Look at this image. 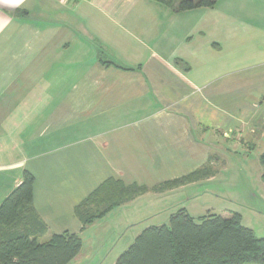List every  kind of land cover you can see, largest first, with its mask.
I'll use <instances>...</instances> for the list:
<instances>
[{
  "label": "crops",
  "instance_id": "0c3cea01",
  "mask_svg": "<svg viewBox=\"0 0 264 264\" xmlns=\"http://www.w3.org/2000/svg\"><path fill=\"white\" fill-rule=\"evenodd\" d=\"M237 137L264 153V0H0V205L33 174L42 241L82 238L70 264L90 231L120 238L141 201L202 180L157 188L246 151ZM110 179L148 191L84 227L76 208Z\"/></svg>",
  "mask_w": 264,
  "mask_h": 264
},
{
  "label": "trees",
  "instance_id": "16d2710c",
  "mask_svg": "<svg viewBox=\"0 0 264 264\" xmlns=\"http://www.w3.org/2000/svg\"><path fill=\"white\" fill-rule=\"evenodd\" d=\"M155 1L176 12L214 8L218 2ZM259 163L264 170V153L259 156ZM212 173L206 165L156 190H173L199 182L204 174L209 177ZM261 179L264 183V171ZM34 184V175L26 171L21 184L0 205V264H70L83 249L82 238L65 232L52 234L49 240L42 241L49 229L36 213ZM147 191L110 179L76 208V215L88 227ZM116 264H264V238H258L252 229L244 226L239 213L228 217L207 214L196 219L186 208H180L170 217L168 225L144 229Z\"/></svg>",
  "mask_w": 264,
  "mask_h": 264
},
{
  "label": "rangeland",
  "instance_id": "374dc122",
  "mask_svg": "<svg viewBox=\"0 0 264 264\" xmlns=\"http://www.w3.org/2000/svg\"><path fill=\"white\" fill-rule=\"evenodd\" d=\"M103 60L114 62L109 55H104ZM245 139L246 137L236 138L245 143L246 149L238 156L226 151L217 152L218 155L209 164L213 173L209 177L204 174L201 184L165 196L156 202L146 199L145 202L141 201L135 213H128L129 218L133 217L132 220L137 221V224L126 228L120 238L114 239L115 232L106 234L101 229L90 231V237L94 240V244L87 248L90 256L74 264H116L119 256L144 229L168 225L170 217L183 207V203L188 204V199H195L191 202L190 211L196 219L209 212L224 217L236 212L241 214L244 226L252 229L258 238H264V183L261 179L264 170L259 163L258 154L253 152L255 146L248 144ZM257 140L259 139L255 138ZM241 145L239 143V149L243 148ZM212 179L214 180L208 182ZM193 193L199 195L195 197ZM128 214L126 208L117 210L109 224L114 225L118 221L122 223Z\"/></svg>",
  "mask_w": 264,
  "mask_h": 264
}]
</instances>
